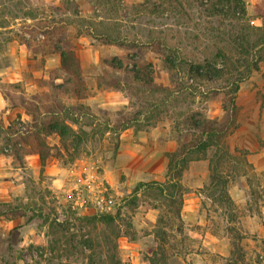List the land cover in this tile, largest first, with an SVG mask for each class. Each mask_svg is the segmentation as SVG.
I'll return each mask as SVG.
<instances>
[{"label":"rangeland","instance_id":"1","mask_svg":"<svg viewBox=\"0 0 264 264\" xmlns=\"http://www.w3.org/2000/svg\"><path fill=\"white\" fill-rule=\"evenodd\" d=\"M242 1L0 0V264H264V0Z\"/></svg>","mask_w":264,"mask_h":264},{"label":"trees","instance_id":"2","mask_svg":"<svg viewBox=\"0 0 264 264\" xmlns=\"http://www.w3.org/2000/svg\"><path fill=\"white\" fill-rule=\"evenodd\" d=\"M213 6V10L214 12H217L219 14H224L227 15L228 13H233L234 16H240V15H245L246 14V9H245V5L244 2L242 0H216V3L213 2L212 4ZM262 37L264 38V33L262 34ZM241 40L240 43H238L236 45V51H239L240 53L243 51H249V46L244 44V40L245 37H241L237 39ZM264 41V40H263ZM255 45V44H254ZM257 45V44H256ZM264 45V42H263ZM218 55H220V58L223 59L224 61H228L230 59V57L228 55H225L222 51H219L218 54H216V58L218 57ZM218 72H221V69H217ZM196 74L199 76H203L205 74H203L202 72H200V70L198 69L196 71ZM208 76V74H207ZM206 77V76H205ZM239 89V88H237ZM197 127H202L201 124H199ZM44 128V126H42V129ZM205 129L207 128V131H209L208 133V137L206 140L202 141L199 144V150L201 151H206L207 149H209L212 146L216 147V151L213 157H211L210 160V169H211V183L210 186L212 189H214L215 192H219V196L221 198V200H225V201H230V195H229V177L226 176L223 172H220L219 168V164H218V160L220 161H224L227 157L228 158H232L234 157L233 155L230 156L229 155V151L226 150L224 148V146H222L219 142H217V140L215 139L217 137V133L219 132H215L213 131L214 126H207L204 127ZM49 129H51L52 131H56L61 139L66 140L71 138V136L76 137L75 138V142L78 145L81 141V137L76 134L75 130L73 128H71L69 125H67L64 122H57V124H52L51 127H49ZM76 145V146H77ZM179 153V152H178ZM177 152L175 153H167L169 156V168H168V174L170 172L175 171V174H173V176L175 177V180L171 182V188H173V190H169L167 187L166 188H162L161 191H163L165 193L166 196H168V200H169V204L173 205L171 209H169V213H173L176 214L177 217L181 218V210H182V206H183V185L180 182V176L182 175V170L184 168L187 167L188 165V158H187V154H185V156H183L181 158V160L177 159V157L179 156ZM41 160L43 163H45V156L44 154H41ZM174 160H177L178 162L175 163V165L177 164H182L183 168L179 169L177 171V166H173L172 162ZM177 178V179H176ZM140 185H144L147 186L148 184H140ZM180 190V191H179ZM177 192L179 193V201L180 204H178V207L176 206L177 204ZM114 221V216L111 214H102L99 215V222L101 223H105V224H109L111 225L112 222ZM165 221L163 219L159 220V236L162 238L163 241L167 240V232L165 231V229H163L162 224ZM161 224V225H160ZM171 227H173V225H171ZM114 233V232H113ZM116 235L119 237V232H116ZM111 261L114 264H120V262L118 260L115 259V257L112 256Z\"/></svg>","mask_w":264,"mask_h":264}]
</instances>
